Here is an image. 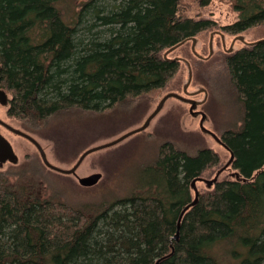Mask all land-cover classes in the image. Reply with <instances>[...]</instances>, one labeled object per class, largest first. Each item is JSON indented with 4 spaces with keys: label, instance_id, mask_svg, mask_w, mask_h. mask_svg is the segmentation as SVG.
<instances>
[{
    "label": "trees",
    "instance_id": "16d2710c",
    "mask_svg": "<svg viewBox=\"0 0 264 264\" xmlns=\"http://www.w3.org/2000/svg\"><path fill=\"white\" fill-rule=\"evenodd\" d=\"M63 1L0 0V86L12 92L11 116L41 124L73 106L155 94L181 64L165 52L214 25L180 16V0H72L80 9L68 19ZM230 1L239 15L229 32L264 23V0ZM226 63L244 109L242 126L221 136L234 171L200 190L178 239L192 180L220 157L165 142L145 182L110 201L70 203L48 196L36 173L0 166V264H264V39Z\"/></svg>",
    "mask_w": 264,
    "mask_h": 264
},
{
    "label": "rangeland",
    "instance_id": "374dc122",
    "mask_svg": "<svg viewBox=\"0 0 264 264\" xmlns=\"http://www.w3.org/2000/svg\"><path fill=\"white\" fill-rule=\"evenodd\" d=\"M72 0H64L61 6L67 19L80 6L70 9ZM82 0H73L74 5ZM112 3L113 0H107ZM66 7V8H65ZM69 9V12L67 11ZM179 15L182 17H206L214 21L209 29L197 36L195 48L197 52L206 56L211 51V33L222 30L226 45L235 34H241L247 41L264 38V23L251 26L237 33H231L226 25L235 22L239 13L234 10L230 0H211L202 6L200 0H180ZM86 19L89 18L85 14ZM85 24H80L83 27ZM101 28L99 26L96 29ZM84 31L81 29V32ZM243 41H236L234 51L245 47ZM213 54L209 58H200L192 49V40L171 51L170 57L188 59L192 67V81L189 90L203 86L207 91V99L199 107L207 115L205 125L218 136L228 129H238L243 124V103L231 81L226 57L228 52L223 48L220 35L213 40ZM189 77V69L185 61H181L177 73L170 79L166 87L152 95L128 98L124 101L100 110H86L73 106L62 112L49 116L41 124L11 116L9 105L0 103V117L12 125L22 128L34 135L46 150L48 158L64 167L72 166L80 154L87 148L110 141L123 133L140 126L147 116L154 110L159 100L170 91L183 93V88ZM8 90V89H7ZM10 97H13L10 90ZM203 99L204 94L194 96ZM190 104L176 98L166 101L162 110L151 121L149 127L137 132L122 142L89 154L78 168L79 175H89L101 172L100 181L90 187L82 186L74 175H66L48 168L42 161L36 146L5 127L0 126L2 132L12 143L19 157L18 167L36 173L44 186L48 196L58 195L70 203L83 201H110L130 194L137 186L145 182L144 169L159 156L163 143L172 142L178 148L191 155L204 147L214 149L220 157L218 164L203 172V176L211 178L216 171L230 158V151L218 143L210 134L200 128V117L192 115ZM15 164L6 162L3 169L12 168ZM233 168H228L220 175V180L231 178ZM200 190L207 189L204 182H198Z\"/></svg>",
    "mask_w": 264,
    "mask_h": 264
},
{
    "label": "water",
    "instance_id": "95a60500",
    "mask_svg": "<svg viewBox=\"0 0 264 264\" xmlns=\"http://www.w3.org/2000/svg\"><path fill=\"white\" fill-rule=\"evenodd\" d=\"M222 35H224L222 33ZM239 38H242V36H239ZM264 38L255 40V41H248L249 44H253L259 40H263ZM192 49L193 52L199 56L200 58H209L211 57V55L213 54V34H211V39H210V48L211 51L209 52L208 55L206 56H202L200 55L196 48H195V44H196V40L197 37H192ZM188 41V40H187ZM186 41H183L181 43H178L176 45H174L173 47L169 48L166 52H165V56L168 57V54L175 50L176 48H178L179 46H181L182 44H184ZM180 60H183L187 63L188 69H189V77L187 82L184 85L183 88V93L180 92H176V91H170L168 93H166L165 95H163V97L159 100V102L157 103L156 107L154 108V110L147 116V118L145 119V121L138 127L133 128L125 133H123L122 135L110 140V141H106L103 143H99L96 145H93L89 148H87L86 150H84L80 156L78 157V159L75 161V163L70 166V167H64V166H60L58 164H55L54 162H52L49 158L48 155L46 153L45 148L43 147V145L40 143V141L34 136L32 135L30 132L16 127L14 125H12L11 123L7 122L6 120L2 119L0 117V125L4 126L5 128H7L8 130H10L11 132L24 137L25 139L29 140L30 142H32L36 148L38 149L42 161L43 163L50 168L51 170L61 173V174H66V175H74L77 179L78 182L85 187H90V186H94L96 185L100 179L102 178V173L101 172H93L89 175H84L81 176L78 174L77 170L80 167V165L83 163V161L85 160V158L96 151L114 146L120 142H122L123 140H125L126 138H128L129 136L140 132L142 130H145L149 127L151 121L156 117V115L162 110V108L164 107L166 101L170 98H176L179 99L180 101H183L185 103L190 104V112L192 113V115L197 116L198 114H201V119H200V128L202 129V131H204L207 134H210L218 143L222 144L224 147H226L229 151H230V158L229 160L222 165L215 173V175L211 178H207L204 177L203 175L197 176L195 177L192 182H191V187L194 191V197L193 199L182 209L180 215H179V219H178V223H177V231L175 234V238L178 239L179 238V234H180V225H181V220L183 218L184 213L192 206H194L198 200H199V195H200V189L198 187V182H204L206 184V186L208 188H211L218 180L220 175L222 174V172H224L226 169L231 168L232 163H233V159H234V153L233 151L227 146V144L222 140L221 136H218L216 133H214L211 129H209L206 125H205V120L207 118V115L205 114L204 111H200L197 109L198 105L205 102V100L207 99V91L204 87H201L199 91H204L205 92V98L204 100H198L196 98L190 97L189 96V92H188V87L192 81V67H191V63L190 61H188V59L183 58V57H177ZM1 70H2V63L0 62V80H1ZM8 93L6 92V90L2 87H0V102H2L3 104H6L8 102ZM6 162H11L13 164H18L19 163V157L18 154L16 153L11 141L2 133L0 132V166H4V164Z\"/></svg>",
    "mask_w": 264,
    "mask_h": 264
},
{
    "label": "flooded vegetation",
    "instance_id": "af4514ba",
    "mask_svg": "<svg viewBox=\"0 0 264 264\" xmlns=\"http://www.w3.org/2000/svg\"><path fill=\"white\" fill-rule=\"evenodd\" d=\"M222 33L224 34V32L222 31V30H219V29H216V30H214L211 34H213V40H214V37L216 36V35H220V37H221V39H222V42H223V48L227 51V53L228 52H230V53H232V52H235L234 51V44L236 43V41H238V40H240V41H243L246 45H251V44H249L248 43V41L247 40H245V38L243 37V35H241V34H235L234 36H233V39H232V41H231V43H230V46L229 47H227V45H226V38H225V35H222ZM239 36H242V38H239ZM2 71V70H1ZM0 87H2V86H0ZM201 87H203V86H201ZM200 87V88H201ZM2 88H4L5 90H6V92L8 93V102L6 103V104H3L2 102H0L3 106H8L9 105V107H10V102H11V99H12V97H10V94H9V89L8 88H6V87H2ZM200 88H198V89H195V90H189V87H188V92H189V96L190 97H193V98H195L194 96H196V95H199L200 93H202V94H204V97H203V99H198V98H196V99H198V100H204V98H205V92L204 91H199L200 90ZM8 89V90H7ZM204 103V102H203ZM203 103H201V104H199L198 105V107H197V109L198 110H200V111H203V109H201L199 106L200 105H202ZM197 117H200V119H201V114H198L197 115ZM206 120H207V118H206ZM205 120V121H206ZM200 122V121H199ZM0 126H2V125H0ZM4 127V126H3ZM7 129V128H6ZM8 130V129H7ZM10 131V130H9Z\"/></svg>",
    "mask_w": 264,
    "mask_h": 264
},
{
    "label": "bare ground",
    "instance_id": "6f19581e",
    "mask_svg": "<svg viewBox=\"0 0 264 264\" xmlns=\"http://www.w3.org/2000/svg\"><path fill=\"white\" fill-rule=\"evenodd\" d=\"M108 107H110V105Z\"/></svg>",
    "mask_w": 264,
    "mask_h": 264
}]
</instances>
